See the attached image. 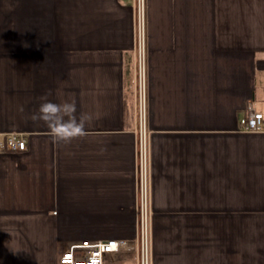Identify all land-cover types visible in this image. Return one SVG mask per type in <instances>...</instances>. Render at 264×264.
<instances>
[{"label":"crops","instance_id":"obj_1","mask_svg":"<svg viewBox=\"0 0 264 264\" xmlns=\"http://www.w3.org/2000/svg\"><path fill=\"white\" fill-rule=\"evenodd\" d=\"M144 54L153 264H264V131L239 126L264 112V0H146ZM48 93L85 137L30 120ZM140 124L135 4L0 0V142L27 141L0 145V264L135 240Z\"/></svg>","mask_w":264,"mask_h":264},{"label":"built area","instance_id":"obj_2","mask_svg":"<svg viewBox=\"0 0 264 264\" xmlns=\"http://www.w3.org/2000/svg\"><path fill=\"white\" fill-rule=\"evenodd\" d=\"M135 4L137 12V44L139 50V106L140 140L138 171V236L135 240L109 238L96 241L73 243L61 255L62 264H104L105 255L112 252H135L136 264H153L152 228L149 182V142L145 126V22L146 0H129ZM239 126L242 131H264V112L254 105H249L241 116ZM1 147L11 150H24L27 147L25 137L9 135L0 142Z\"/></svg>","mask_w":264,"mask_h":264},{"label":"clouds","instance_id":"obj_3","mask_svg":"<svg viewBox=\"0 0 264 264\" xmlns=\"http://www.w3.org/2000/svg\"><path fill=\"white\" fill-rule=\"evenodd\" d=\"M48 95L50 93L40 97L41 103L30 115V120L34 123L42 122L47 127L51 139L56 143L68 144L74 139L85 137L86 126L93 121V115L81 113L77 116L75 99L57 103L49 100ZM19 110L24 111L23 107Z\"/></svg>","mask_w":264,"mask_h":264}]
</instances>
